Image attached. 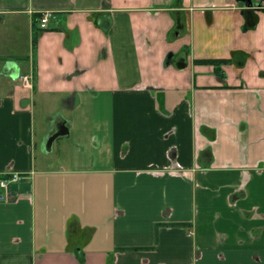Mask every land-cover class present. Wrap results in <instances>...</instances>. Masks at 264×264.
Returning <instances> with one entry per match:
<instances>
[{"label": "crops", "instance_id": "obj_1", "mask_svg": "<svg viewBox=\"0 0 264 264\" xmlns=\"http://www.w3.org/2000/svg\"><path fill=\"white\" fill-rule=\"evenodd\" d=\"M241 9L0 0V176L24 175L0 264H264V13Z\"/></svg>", "mask_w": 264, "mask_h": 264}, {"label": "built area", "instance_id": "obj_2", "mask_svg": "<svg viewBox=\"0 0 264 264\" xmlns=\"http://www.w3.org/2000/svg\"><path fill=\"white\" fill-rule=\"evenodd\" d=\"M53 14L51 12H44L41 14V18L39 19V27L40 29H46L48 22L53 18ZM19 79L22 83L27 84L29 80V76H20ZM24 175L13 173L0 176V202L7 201L6 191L10 184L18 183Z\"/></svg>", "mask_w": 264, "mask_h": 264}, {"label": "flooded vegetation", "instance_id": "obj_3", "mask_svg": "<svg viewBox=\"0 0 264 264\" xmlns=\"http://www.w3.org/2000/svg\"><path fill=\"white\" fill-rule=\"evenodd\" d=\"M234 2L242 7L241 13L245 15L244 18L247 20L243 29L254 28L255 24L258 23L259 14L264 13V0H234Z\"/></svg>", "mask_w": 264, "mask_h": 264}, {"label": "water", "instance_id": "obj_4", "mask_svg": "<svg viewBox=\"0 0 264 264\" xmlns=\"http://www.w3.org/2000/svg\"><path fill=\"white\" fill-rule=\"evenodd\" d=\"M252 5V4H249ZM171 54L166 58L165 65L170 63ZM69 124L66 120H61L55 131L48 134L45 141V150L48 152L51 149L52 143L59 137L66 136L68 134Z\"/></svg>", "mask_w": 264, "mask_h": 264}, {"label": "trees", "instance_id": "obj_5", "mask_svg": "<svg viewBox=\"0 0 264 264\" xmlns=\"http://www.w3.org/2000/svg\"><path fill=\"white\" fill-rule=\"evenodd\" d=\"M38 18H40V15L38 16ZM44 31L43 29H39V33ZM39 33H36L33 37V44H35L37 42L38 39V35ZM197 64H205V65H212L213 69H214V73L216 74V76L220 79L224 78V74L223 71L221 69V67L223 65H225L227 63L226 60H199L196 61Z\"/></svg>", "mask_w": 264, "mask_h": 264}, {"label": "rangeland", "instance_id": "obj_6", "mask_svg": "<svg viewBox=\"0 0 264 264\" xmlns=\"http://www.w3.org/2000/svg\"><path fill=\"white\" fill-rule=\"evenodd\" d=\"M175 33H176V32H175ZM177 34H178V33H176V35H177ZM16 35H17V38H18V39L22 40V30H21V29L18 30V31L16 32ZM23 35H24V32H23ZM14 36H15V34H14ZM24 37H25V35H24ZM64 112H66V111H64ZM61 140H63L61 137H60V139H57L54 148H57L58 144H59L60 146H61V144H63ZM58 142H59V143H58ZM52 154H53V153H52Z\"/></svg>", "mask_w": 264, "mask_h": 264}]
</instances>
